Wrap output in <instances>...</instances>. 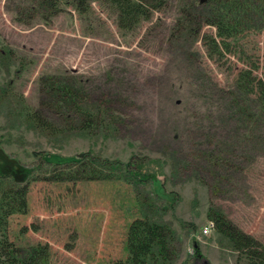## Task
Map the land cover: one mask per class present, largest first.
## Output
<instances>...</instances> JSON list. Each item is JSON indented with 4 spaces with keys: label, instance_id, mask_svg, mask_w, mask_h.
<instances>
[{
    "label": "rangeland",
    "instance_id": "obj_1",
    "mask_svg": "<svg viewBox=\"0 0 264 264\" xmlns=\"http://www.w3.org/2000/svg\"><path fill=\"white\" fill-rule=\"evenodd\" d=\"M195 1L166 0L124 30L103 1L44 18L31 0H0L6 156L31 167L43 154L90 150L137 159L156 177L50 180L44 163L27 181L26 212L4 229L22 252L46 245L45 264H113L127 255L129 222L145 213L171 230L164 264H247L209 212L264 245V111L235 85L243 66L264 76V0L236 53L222 57L206 42L216 37L205 21L212 5Z\"/></svg>",
    "mask_w": 264,
    "mask_h": 264
},
{
    "label": "trees",
    "instance_id": "obj_2",
    "mask_svg": "<svg viewBox=\"0 0 264 264\" xmlns=\"http://www.w3.org/2000/svg\"><path fill=\"white\" fill-rule=\"evenodd\" d=\"M31 1L48 13L44 15L46 18L61 10L65 4L72 6L79 13H85L90 8L91 0ZM98 1H103L111 7L115 13L117 26L124 30H131L141 21L149 19L154 11L161 9L166 3V0ZM260 1L263 0H207L204 3L195 1L204 8L212 5L205 12L207 18L205 21L216 29V37L206 36L207 45L212 53L219 57L224 56L226 52L234 54L239 36L243 35L244 29L251 21L250 13L257 11ZM32 7L36 8V6ZM235 85L245 93H254L258 108L264 111V76H257L253 74L249 66H243L238 70ZM88 118L86 116V120ZM34 123L41 125L42 120L34 121ZM44 163L49 166L45 167L47 174L42 176L43 179L75 181L118 176L125 178L131 175L137 180H144L142 176L151 179L152 182L156 180L154 175L144 171L142 163H139L137 159L124 163L96 155L88 150L57 160H52L50 156L43 154L41 161L28 167L14 158L7 157L0 149V264H45L46 245L29 247L27 251L22 252L13 241L7 239L4 231L11 214L26 212L27 181L37 176L38 171L39 173L43 171L46 165ZM209 216L212 219L213 228L231 242L233 247L245 257L247 264H264V245L261 242L236 228L222 213L209 212ZM170 236L171 230L167 224L146 213L134 217L126 230L127 255L123 260L113 264H164L171 258Z\"/></svg>",
    "mask_w": 264,
    "mask_h": 264
},
{
    "label": "built area",
    "instance_id": "obj_3",
    "mask_svg": "<svg viewBox=\"0 0 264 264\" xmlns=\"http://www.w3.org/2000/svg\"><path fill=\"white\" fill-rule=\"evenodd\" d=\"M207 231H208V226H204V228H203V232H204V233H207Z\"/></svg>",
    "mask_w": 264,
    "mask_h": 264
},
{
    "label": "water",
    "instance_id": "obj_4",
    "mask_svg": "<svg viewBox=\"0 0 264 264\" xmlns=\"http://www.w3.org/2000/svg\"><path fill=\"white\" fill-rule=\"evenodd\" d=\"M207 0H198V3H204L206 2Z\"/></svg>",
    "mask_w": 264,
    "mask_h": 264
}]
</instances>
